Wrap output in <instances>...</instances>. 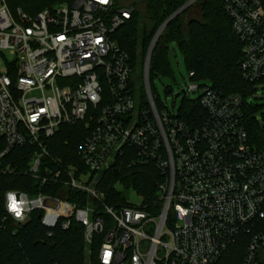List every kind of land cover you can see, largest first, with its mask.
<instances>
[{
  "label": "built area",
  "instance_id": "built-area-1",
  "mask_svg": "<svg viewBox=\"0 0 264 264\" xmlns=\"http://www.w3.org/2000/svg\"><path fill=\"white\" fill-rule=\"evenodd\" d=\"M23 1L0 0V174L32 179L36 193L8 191L7 216L24 224L38 211L49 236L74 220L87 247L102 237L100 264H234L225 255L237 244L238 264H264V129L247 102L190 72L183 93L199 92L203 115L187 122L157 106L152 52L138 74L112 38L136 9L130 0H48L41 10ZM223 8L243 45V80L264 81V0H223ZM139 84L147 100L136 106ZM77 124L88 135L74 157L58 156L53 139ZM126 148L135 152L130 166L153 165L164 176L157 215L103 201L100 177Z\"/></svg>",
  "mask_w": 264,
  "mask_h": 264
},
{
  "label": "trees",
  "instance_id": "trees-1",
  "mask_svg": "<svg viewBox=\"0 0 264 264\" xmlns=\"http://www.w3.org/2000/svg\"><path fill=\"white\" fill-rule=\"evenodd\" d=\"M32 1L38 2L39 10L48 5V0ZM188 1L142 0L131 19L114 33L113 40L128 53L136 72L140 66L143 67L148 47L158 28ZM194 4L199 5L201 20L186 18L194 5L189 6L170 21L152 51L149 90L153 101L158 106L152 85L154 72H171L167 54L172 41L177 42L188 73L195 74V81H209L211 88L237 94L246 101L252 92L251 87L257 83L245 82L240 74L238 65L243 45L231 29L223 0H197ZM140 22L142 27H139ZM136 93H139L140 99L147 100L142 84H139ZM248 110L252 112L250 108ZM179 111L187 122L203 115L198 102L187 99L183 100ZM250 127L251 131L256 128L254 124ZM86 135L88 130L85 131L83 124L62 126L53 139L57 155L61 157L63 152H68L74 157ZM134 157V150L124 149V157L120 158L118 165L101 175L98 189L104 194V203L114 208L127 203L125 194L130 189L142 199L141 208L157 215L162 207L158 185L163 182L164 176L153 165L130 166ZM12 190L34 195L36 184L23 175L0 174V264H84V228L71 220L67 230L56 226L49 236L48 229L41 224L38 211L32 212L26 223H15L4 209V196ZM43 192L50 193L47 189ZM101 238L97 237L89 247L92 254L89 264H100L98 251Z\"/></svg>",
  "mask_w": 264,
  "mask_h": 264
},
{
  "label": "rangeland",
  "instance_id": "rangeland-1",
  "mask_svg": "<svg viewBox=\"0 0 264 264\" xmlns=\"http://www.w3.org/2000/svg\"><path fill=\"white\" fill-rule=\"evenodd\" d=\"M136 4V7L139 6L142 0H130ZM37 9L39 10L38 2L31 1ZM17 4L21 7L28 6L29 3L23 0H18ZM194 5L187 12V19H196L201 20V12L199 5ZM139 27H142V22H140ZM168 62L171 67L170 73L163 72H154L153 74V90L156 102L167 107L169 111H174L175 114H178L183 100L196 101L199 97V92L188 93L187 96L183 93V90H186L188 84L191 81L188 78V68L185 63L184 55L182 54L176 41H172L169 44L168 48ZM137 71L138 74L141 73L142 67L140 66ZM200 85L211 86L212 84L209 81H198ZM252 92L247 97L246 102L251 109L252 117L257 120V122L263 126L264 129V81L252 86ZM139 103V93L135 94V104L136 106ZM120 188V187H118ZM126 202L141 205L142 199L138 197L133 191L128 189L126 191ZM226 255V261L233 260L234 264H238L241 259L242 251L244 246L242 244H237L232 247ZM90 248L85 244L84 249V264H89L91 256ZM240 258V259H239Z\"/></svg>",
  "mask_w": 264,
  "mask_h": 264
},
{
  "label": "water",
  "instance_id": "water-1",
  "mask_svg": "<svg viewBox=\"0 0 264 264\" xmlns=\"http://www.w3.org/2000/svg\"><path fill=\"white\" fill-rule=\"evenodd\" d=\"M185 8H186V5H185L184 7H182V9H180L178 12H176L174 15H172V16H171V17L165 22L164 25L166 26L167 24H169V22H170L173 18H175L180 12H182ZM151 52H152V47H150V48L148 49L147 58H149Z\"/></svg>",
  "mask_w": 264,
  "mask_h": 264
}]
</instances>
